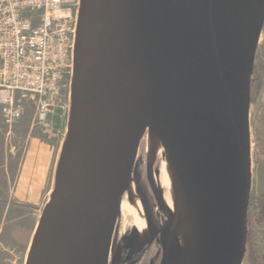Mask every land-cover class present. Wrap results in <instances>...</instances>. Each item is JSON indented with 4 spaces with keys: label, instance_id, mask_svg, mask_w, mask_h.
Here are the masks:
<instances>
[{
    "label": "water",
    "instance_id": "obj_1",
    "mask_svg": "<svg viewBox=\"0 0 264 264\" xmlns=\"http://www.w3.org/2000/svg\"><path fill=\"white\" fill-rule=\"evenodd\" d=\"M263 25L264 0H80L66 135L26 264H108L146 133L169 181L174 264H243Z\"/></svg>",
    "mask_w": 264,
    "mask_h": 264
},
{
    "label": "built area",
    "instance_id": "obj_2",
    "mask_svg": "<svg viewBox=\"0 0 264 264\" xmlns=\"http://www.w3.org/2000/svg\"><path fill=\"white\" fill-rule=\"evenodd\" d=\"M80 0H0V113L11 124L33 107L35 125L69 108Z\"/></svg>",
    "mask_w": 264,
    "mask_h": 264
},
{
    "label": "rangeland",
    "instance_id": "obj_3",
    "mask_svg": "<svg viewBox=\"0 0 264 264\" xmlns=\"http://www.w3.org/2000/svg\"><path fill=\"white\" fill-rule=\"evenodd\" d=\"M68 80L69 75H66V86L62 91V99L66 105L70 106V84L67 86ZM250 91L248 125L251 188L248 202L246 250L243 264H253L249 260L250 244L255 245L256 248V253L258 255L256 264H264V223L258 224L256 221L260 209V197L264 193V28L256 44L252 64ZM59 110L64 113L62 114L63 125H66L69 109L66 107L64 110L60 108ZM33 120V107L28 108L22 116L11 124L5 123L3 118L0 117V125L6 127L12 126L14 129V132L9 138L10 145L17 149L21 148L29 135V129ZM146 162L144 137L140 144L130 188L128 192L125 193V195H133L138 200V207L124 209L123 213L117 216L119 219L116 220L114 227L112 249L110 250L108 264H126L129 260L133 259V256L137 253H139L138 258L133 264H154V255L156 251L159 249L161 252L159 232L165 226L166 221L164 222L163 219H167L168 216L165 205L168 199H171V196L167 186L159 182V172L162 161L160 156H158V159H156L153 164V169L157 175V186L154 191L158 192L160 197L164 199L162 203L153 200L152 196H154V194L147 180ZM124 235H127L128 238L126 241H121L120 238Z\"/></svg>",
    "mask_w": 264,
    "mask_h": 264
},
{
    "label": "crops",
    "instance_id": "obj_4",
    "mask_svg": "<svg viewBox=\"0 0 264 264\" xmlns=\"http://www.w3.org/2000/svg\"><path fill=\"white\" fill-rule=\"evenodd\" d=\"M62 114L57 109L48 118L51 128L32 123L20 149L9 144L12 126L0 125V264L27 263L36 228L55 186L67 130Z\"/></svg>",
    "mask_w": 264,
    "mask_h": 264
},
{
    "label": "bare ground",
    "instance_id": "obj_5",
    "mask_svg": "<svg viewBox=\"0 0 264 264\" xmlns=\"http://www.w3.org/2000/svg\"><path fill=\"white\" fill-rule=\"evenodd\" d=\"M144 137H145V154H146V161H147L146 162V164H147V177L150 181L152 188L154 190H156L157 175L155 174V171L153 169V164H154L155 160L158 159L160 152H159L157 146L155 145V143L153 142L152 138L148 135V133H146ZM159 182H161V184H164L165 186H167V188L169 189V181H168L166 169H165L163 162L161 163V169L159 172ZM155 193L157 195L158 201L160 203H162V200L164 198L162 199V197H160L158 192L155 191ZM165 206H166V209H167L166 211L168 212V216H169V223H168L169 228H168V230L164 236L165 237V246H166V262H165V264H174L175 244H174V239L172 238V227H171V220H172V216H173L172 200L168 199V202ZM131 207H138V200L133 195L126 194V195H124L122 203L120 204V206L117 210V216L120 213H123L124 209H130ZM117 219H119V218H117Z\"/></svg>",
    "mask_w": 264,
    "mask_h": 264
},
{
    "label": "trees",
    "instance_id": "obj_6",
    "mask_svg": "<svg viewBox=\"0 0 264 264\" xmlns=\"http://www.w3.org/2000/svg\"><path fill=\"white\" fill-rule=\"evenodd\" d=\"M263 28H264V25H263ZM262 28V30H263ZM153 197V200L155 201V198L154 196ZM260 209H259V213L256 217V221L258 224H263L264 223V193L261 195L260 197ZM165 218L163 219V221L165 222ZM249 260L250 262H252L253 264H256V262L258 261V255L256 253V248H255V245H252L250 244L249 245Z\"/></svg>",
    "mask_w": 264,
    "mask_h": 264
},
{
    "label": "flooded vegetation",
    "instance_id": "obj_7",
    "mask_svg": "<svg viewBox=\"0 0 264 264\" xmlns=\"http://www.w3.org/2000/svg\"><path fill=\"white\" fill-rule=\"evenodd\" d=\"M128 238L127 235H124L120 238L121 241H126V239ZM121 246H122V243H121ZM138 254L137 253L136 255L133 256V259L129 260L128 262H131L132 264L137 260L138 258ZM160 257H161V252L159 251V249L156 251L155 255H154V264H159V261H160ZM127 262V263H128Z\"/></svg>",
    "mask_w": 264,
    "mask_h": 264
}]
</instances>
